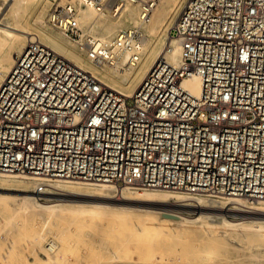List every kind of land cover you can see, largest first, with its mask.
Segmentation results:
<instances>
[{
	"label": "built area",
	"instance_id": "obj_1",
	"mask_svg": "<svg viewBox=\"0 0 264 264\" xmlns=\"http://www.w3.org/2000/svg\"><path fill=\"white\" fill-rule=\"evenodd\" d=\"M82 1L112 15L138 2L146 19L158 0ZM78 15L53 0L47 22L93 60H141L138 28L103 42ZM170 34L181 62L157 59L131 96L32 35L0 83V173L263 203L264 0H188Z\"/></svg>",
	"mask_w": 264,
	"mask_h": 264
},
{
	"label": "bare ground",
	"instance_id": "obj_2",
	"mask_svg": "<svg viewBox=\"0 0 264 264\" xmlns=\"http://www.w3.org/2000/svg\"><path fill=\"white\" fill-rule=\"evenodd\" d=\"M44 1L45 0H0L1 81L12 69L15 63L16 54L25 44L24 39H29L32 35H37L32 32L28 26L31 19H33L35 24L40 26L44 43L58 53L60 52L62 56L82 67L84 70L89 71L90 73H96L97 76L94 73L92 74L100 81L128 96L133 95L157 59L165 57L169 62L176 65L181 62V44L179 40L169 32L175 21L171 27H168V21L172 14H178L180 8H182L185 2L184 0H158L151 8L148 18L146 19L142 18V5L138 2H127L121 13L118 15L99 11L93 5L83 3L82 0H80L81 2L79 6L73 4L79 10V23L84 28L91 29V31L103 42L111 41L121 28H138L142 35V40L140 41L139 46L141 60L136 65L126 64L129 53L125 51H118L117 53L122 54H120L118 59L113 62L93 60L88 56L85 50L78 46L77 47L80 49L79 53L72 50V48L66 44L64 37L71 42L74 41L50 24L48 25L63 34V37L58 33L52 34L41 30L45 23L43 17L44 9L41 8L34 16L32 15V9ZM100 14H108L117 17L115 20L105 18L99 21L98 26L102 36L94 31V25L91 24L95 21L97 16H100ZM165 27L169 29L164 36L160 31ZM113 30L117 31L114 35L110 36L109 34ZM37 36L39 37V35ZM147 43L149 44L147 46L146 55L143 58L144 47ZM81 53L92 62H88L83 56H81ZM106 63L109 64V67L99 68L100 65ZM183 84L195 94L200 92L201 80L198 76H192L185 79ZM12 176H24L27 179H23V184L16 186H5V184L0 182V191H8L0 192V230H3L2 226L4 222L11 219H8V217H17L19 214H24L25 219L28 220H33L31 218L38 220L41 224V226H39L42 227V229H46L47 233H51L53 228L52 223L56 219L65 220L66 218H70L71 223L68 227H72L73 225L80 227L89 226L87 224L93 222L98 223L99 221L105 220L107 221L108 226L112 227V230L114 229V232L118 234L119 241L117 244L121 247H125L126 251L134 249L136 241H140L142 238H147L148 240V238L156 237L158 236L157 233H160L159 235L161 236V233L167 232L177 235L195 230L202 236H206V239L210 236L209 240H207L210 241L211 237L215 235V232L219 230L222 232L227 231L243 242L240 248H235L237 252H241V249L246 247L252 248L253 246L258 245L255 243L248 245L245 240L264 237V207H258L253 204L248 208H240L239 205H243L245 201L241 197L225 198L228 199L226 200L227 205L231 204L232 206H225L227 207L226 209H218V212L222 211L224 214H232L236 212L232 210L240 209L242 212L239 211V215L240 213L244 215L240 218H228L223 214L209 213L211 208H204V202L210 201L211 199L203 196L186 197V195L178 192H162L161 190H146L141 192L139 190H131V188L128 187L119 188L108 183L91 184L77 180H65L40 175L12 174ZM7 180L11 181L9 179ZM46 180L49 181L46 182ZM41 184L42 186H45L43 190L40 189ZM52 188L58 190L54 191ZM9 191L19 192L21 194L11 193ZM190 199H194L195 202L185 201ZM190 207L194 210H198L197 216L189 217L179 210L181 208L184 209ZM155 233L156 236H151ZM44 235L37 236L34 239L37 240V246L41 247V249L43 248L47 253V264H65V256H55L60 249V242L54 237L46 238L43 242ZM27 239L30 240V238ZM111 239L112 238H110V240ZM219 240V244L217 243L218 245H213L211 242L205 243L206 240L201 243L199 242L196 246L198 254L195 253L196 256L198 255L199 262H194L193 264L248 263V261L234 260L230 258L231 255L226 248L227 238L224 237V234L221 235ZM147 243H149V241ZM150 243L152 244H150V246L153 251L158 249V252H160L159 249L161 248H158L159 245L155 247V238H151ZM153 244L155 245L154 247ZM161 246L163 245L161 244ZM164 246L162 247V251L165 249ZM253 255L258 256L257 253ZM131 264L175 263L142 262Z\"/></svg>",
	"mask_w": 264,
	"mask_h": 264
},
{
	"label": "rangeland",
	"instance_id": "obj_3",
	"mask_svg": "<svg viewBox=\"0 0 264 264\" xmlns=\"http://www.w3.org/2000/svg\"><path fill=\"white\" fill-rule=\"evenodd\" d=\"M10 1V0H9ZM53 0H45L44 2H41L36 7L32 9V15H36L37 12L42 8L44 9V19L45 23L43 25V28L41 30L50 32L52 34H60L63 37V34H61L59 31L51 28L47 21V15L51 6V2ZM60 1V0H57ZM65 1V0H63ZM184 4L182 8H180L178 14L174 15L172 14L171 18L168 21V27H171L175 19L179 16L182 9L187 4L188 0H184ZM72 4H76V6H79L80 0H71ZM45 3V4H44ZM175 13V12H173ZM98 14V13H97ZM105 18H108L109 20H115L117 17L108 15V14H100V16H97L95 21H93L91 24H93L94 31L101 35L98 23L100 20H103ZM1 20V18H0ZM175 23V22H174ZM174 25V24H173ZM29 28L32 32L39 35L41 40H43L42 33L40 31V26L35 24L33 19L28 23ZM169 28H164L160 32L165 36L167 34ZM171 29V28H170ZM117 30H113L109 35L112 36L116 33ZM170 32V31H169ZM146 33V32H145ZM148 36V34L146 33ZM151 38V37H150ZM30 39V38H29ZM25 38V44L27 40ZM66 40V44L72 48V50L76 52H80L79 48L74 42L69 41L67 38L64 37ZM154 39V38H152ZM151 41V40H150ZM24 44V45H25ZM147 45L145 44L144 47V55L143 58L146 55ZM78 48V49H77ZM60 53V52H59ZM82 54V53H81ZM88 62L89 59L82 54ZM103 67H109V64L106 63L104 65H100L99 68ZM86 69V68H85ZM92 72V71H91ZM94 73V72H92ZM96 75V73H94ZM97 76V75H96ZM3 79V78H2ZM1 81V80H0ZM7 179L11 180L8 181ZM13 179V180H12ZM27 179L24 176H17L14 177L12 174H1L0 173V182L2 184H5V186L9 185H21L22 180ZM53 179V178H49ZM68 180L66 178H61ZM74 180V179H69ZM49 180H46V182ZM80 181V180H77ZM85 182V181H80ZM40 189H44L45 186L40 185ZM120 188V187H119ZM56 191L58 189H53ZM133 190V189H131ZM141 192L146 190H139ZM148 191H153L152 189H149ZM159 191V190H158ZM162 192H174V191H165L161 190ZM0 192H8L1 190ZM11 192V191H9ZM11 193H18L19 192H11ZM188 197V196H186ZM191 197V196H189ZM205 198H210L207 196H203ZM242 198V197H241ZM210 201L204 202L205 206L204 208L210 209L211 211L209 213L211 214H223L224 216L228 218L236 217L240 218L244 216L242 213L239 215V211L242 212L240 209H234L232 211H236L232 214L230 213H222V211L218 212V209H226L228 207H231L232 205H227L228 199H214L210 198ZM244 199V198H242ZM245 200V199H244ZM220 201V202H219ZM187 202V201H186ZM189 202H195V201H189ZM246 201H244L245 205ZM216 205V206H215ZM247 205H250V203H247ZM258 207H264L263 203H256ZM208 206V207H207ZM211 206V207H210ZM169 207V206H168ZM221 207V208H219ZM240 208H246L239 205ZM171 208V206H170ZM173 208V207H172ZM213 208V209H212ZM184 215L193 217L197 216L198 210H194L192 207L190 208H181L179 209ZM216 211V212H215ZM238 213V214H237ZM11 218V219H10ZM15 218V219H14ZM216 218V217H214ZM10 219L7 222H4L2 228L3 230H0V264H47V253L45 250L38 245L37 240L34 239L37 236L44 235V240L49 237H54L60 242V249L58 253L55 254L56 257L59 256H65V264H131V263H142V262H171L175 264H185L190 263L193 264L194 262H199L198 255L196 256L195 253L198 254L196 246L199 244V242H211L213 245L219 244V239L221 238V235L224 234V237L227 238L226 240V248L229 251V254L231 255L230 258L236 259V260H242V261H248L246 264H264V237L259 239H247L245 242L248 245L251 244H258L257 246H253L252 248H244L241 249V252H237L235 249L236 247H241V244L243 242L239 240L238 238H235L230 232H222L221 230L215 232L214 236H210L208 239H206V236H202L197 231H190L185 234H170V233H157L158 236L155 234H152L151 237L156 239V246L153 244V247L161 248L159 249L160 252L157 250H152L150 246V240L151 238L144 239L140 241L135 242L134 249H129L126 251L125 247H121L117 244L118 240V234L114 232V229L112 230V227L108 226L107 221L102 220L97 222H93L91 224H87L89 226H72L68 227L71 223L70 218L64 219H56L53 221V228L51 233H47L46 229H42L41 224L38 220H35L34 218H31L33 220L25 219L24 214H19L17 217H8ZM70 221V222H69ZM40 225V226H39ZM85 225V224H83ZM39 226V227H38ZM1 228V227H0ZM64 228V229H63ZM70 228V229H69ZM98 228V229H97ZM115 233H113V232ZM221 232V233H220ZM113 233V234H112ZM200 236V237H199ZM216 236V237H215ZM208 237V236H207ZM27 238H30L27 239ZM110 238H112L110 240ZM215 238V239H214ZM98 239V240H97ZM101 239V240H100ZM116 240V241H115ZM180 240V241H179ZM250 240V241H249ZM106 241V242H105ZM149 241V243H147ZM162 241V242H160ZM198 241V242H197ZM218 241V242H217ZM190 242V243H189ZM197 242V243H196ZM158 243V244H157ZM165 247V249L162 251L161 244ZM218 243V244H217ZM152 245V244H151ZM190 245V246H189ZM148 246V247H147ZM150 246V247H149ZM161 246V247H160ZM192 246V247H191ZM228 246V247H227ZM187 247V248H186ZM150 248V249H149ZM145 249V251H144ZM233 249V250H232ZM190 252V253H189ZM192 253V254H191ZM239 253V254H238ZM258 254V256H254L253 254ZM195 254V256H194ZM193 255V256H192ZM157 256V257H156ZM161 256V257H160ZM194 258V259H193ZM238 264V263H234Z\"/></svg>",
	"mask_w": 264,
	"mask_h": 264
}]
</instances>
